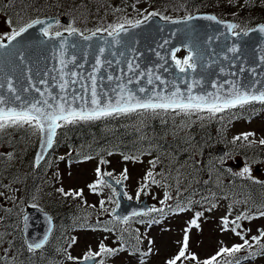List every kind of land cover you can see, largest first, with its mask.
I'll list each match as a JSON object with an SVG mask.
<instances>
[{
    "label": "snow or ice",
    "instance_id": "6c2138e0",
    "mask_svg": "<svg viewBox=\"0 0 264 264\" xmlns=\"http://www.w3.org/2000/svg\"><path fill=\"white\" fill-rule=\"evenodd\" d=\"M235 2L236 0H229V3L234 4ZM245 3L247 6H252L251 0H245ZM152 17H159L161 20L173 24L186 23L197 18L188 14L182 19L173 20L158 11H151L143 15V19H136L135 21L122 17L116 23L108 24L107 27H97L89 35H86L84 31L72 24L60 30L61 26L58 20L55 21L57 27L54 29L52 23L44 19L35 18L14 28L10 33L0 36V130L27 127L31 129L33 134L38 133L40 135V152L35 158V164L38 167L45 158L47 150L53 147L57 130L66 125L146 113L159 115L171 112L188 117L197 115L203 119L204 114L209 117L224 113L234 115L233 110L235 109H243L257 102L264 105V79H261V77H264V72L258 73L256 67L245 68L243 66L244 62L240 58L242 49L239 43L233 42L229 44L231 37L239 40L242 35L248 36L251 32L264 34V24H260L255 28H246L238 23L218 21V23L225 25L227 33L221 32L218 36L207 38L206 43L209 45L213 40L221 41L222 47H220L219 51L211 49L210 55L214 59L209 58V49L201 48L199 45L189 46L187 56L183 59H178L176 52L173 51L171 59L175 61L173 67L178 70V73L175 78L168 80L159 74H155L152 68L141 70L140 65L136 63V58L139 54L136 53L135 47L125 42L123 38L127 36L130 29L141 27L145 21ZM203 18L217 21L215 15H207ZM39 25H44V27L40 28V32L50 42L53 59L58 60L59 68L54 66L51 70L46 69L37 82H32V69L27 67L28 75L26 79L28 85L27 87L18 86V83L14 82L11 76L4 73L3 65L5 62L12 63L14 58L18 59L20 64L27 65L24 55L26 46H22L18 38ZM104 33H106V36L103 35ZM70 37H75V39L70 40ZM5 39L8 43L4 42ZM94 40L96 41L95 44L91 43ZM168 43V40H164L159 47L164 48ZM90 49H94L95 52L92 71L85 74L75 70L84 68L83 63H77V57L82 55L84 61L87 62ZM114 49L123 50L117 51ZM69 50H71V54ZM176 51H179V49ZM106 52L108 55H105ZM156 55L160 61L164 62L159 67H164V64L167 63L166 57L159 52ZM117 56L120 58L112 59ZM129 56L131 58H128ZM121 60H123L126 68L121 66ZM221 60L227 63L222 64ZM258 62L264 64V54L259 56ZM113 63L117 66L116 70L121 73L120 75H114L112 72L107 71L108 68L113 66ZM69 65L73 67L69 68ZM213 65H217L218 72L225 77L231 76L236 77V79H225L222 82L212 81L210 83L212 90H207L203 86L205 81L204 74ZM237 65L241 66L237 71H232V68ZM198 66L200 68L199 73H197ZM16 67H19V65ZM165 71H168V69H165ZM50 72L56 73V75L51 76L53 85L59 90L55 95L49 85L48 77ZM245 72L250 74L249 79L241 82L239 76ZM196 76H199V79ZM177 80L185 84L186 88L181 89L179 84L176 83ZM105 81H107V84ZM141 81L145 82L143 86H141ZM133 84L136 87H129V85ZM38 85H44L45 87L42 90ZM32 92L38 93L39 96L32 95ZM220 118L223 119V116L220 115ZM252 135L254 134L243 133L234 137L233 142L248 141ZM259 143L264 145V140L259 141ZM90 158L88 157V159ZM131 158L128 156L124 157L126 160ZM223 159L221 158V163ZM106 163H108L106 160L102 159L100 161V164ZM150 163L155 167L157 161L154 160ZM126 172L127 170L125 169V178ZM96 174L98 179L95 183L89 185L93 192H96L101 186L110 187L104 177L105 175L111 177L112 173H103L98 166ZM160 175H163V173H160ZM234 175L252 179L251 165L246 163ZM146 176L153 184L161 183L155 179L153 171H148ZM115 183L119 185L121 181L116 180ZM146 188L147 184L143 185L140 191H144ZM59 191L65 196H83L82 190L65 192L61 188ZM112 192L114 196H120V193L115 188L112 189ZM0 195L3 194L0 193ZM171 198L170 194L165 192L164 199L160 203L164 204ZM128 199H131V197H128ZM190 203L189 201V205ZM104 205L105 201H100V207L107 211ZM117 207H119L118 204ZM176 210L184 212L188 210V207L178 202ZM151 211L162 212L163 209L152 208ZM147 214L143 213V215ZM137 215H141V213L135 211L132 213V216ZM202 215V212L195 214V217L190 221V226L184 230L177 253L168 259L166 264H183V261H190L191 264H241L243 259L264 255V243H261V241H264V228L257 229L258 235L249 236L248 233L251 232V229L244 228L241 223V221H251L264 217V204H261L256 212H252L249 209L235 216L232 220L225 216L222 219L221 230L230 231L239 237L242 243L233 244L231 247L221 245L214 254L203 260L190 251L188 235L192 227L199 228L198 220ZM116 219L124 224L128 223V217L116 216ZM27 220L28 217L25 216L24 221L27 222ZM156 222L158 221H153V223ZM103 230L106 232L112 231L111 228L107 227ZM2 239L3 237L0 236V240ZM121 239H123V236H121ZM135 239L139 243V236H136ZM47 240L48 237L45 235L39 242H28L27 251L35 252L37 249L43 248ZM72 242L75 243V240L73 239ZM151 243L149 241V244ZM254 248L256 249L255 251L253 250ZM125 250L124 246L113 248L101 241L97 250L89 249L80 259L84 262L105 264L106 258L115 256ZM133 251L136 252L139 249L134 247ZM241 251H245L247 255L244 257L238 256ZM150 253L151 248L142 255L147 256ZM7 259L6 255L0 256V262ZM11 259L13 264H15V257L13 256ZM67 259L73 261L78 258L69 254ZM141 264H143V261H141Z\"/></svg>",
    "mask_w": 264,
    "mask_h": 264
},
{
    "label": "rangeland",
    "instance_id": "374dc122",
    "mask_svg": "<svg viewBox=\"0 0 264 264\" xmlns=\"http://www.w3.org/2000/svg\"><path fill=\"white\" fill-rule=\"evenodd\" d=\"M70 3H75V0H70ZM114 4H110V11H103L98 8L96 11L95 5L87 6V10H92L95 15V19H102L103 17L109 16L111 13L115 15L130 14L133 15L135 12L142 10L147 3L137 0H114ZM218 8L231 11L234 8L228 9L230 5L225 0H222L217 4ZM133 11V12H129ZM135 11V12H134ZM8 10L5 8L3 0H0V36L10 33L14 28L12 18L18 22L14 17L10 18L7 16ZM222 17V16H221ZM220 19H224L221 18ZM143 19V17H141ZM11 21V23H9ZM60 23V30L63 27H67L70 24ZM56 24L53 25L55 29ZM187 56L185 50H180L176 57L183 59ZM224 118L222 130L214 133L221 140H217V144L214 145V150H217L218 146H224L223 149L219 150V154L224 156L211 157L207 159L206 172L212 176V180L219 181V171L222 172V165L232 163L236 165L237 162L242 163L244 166L246 163L251 165V177L247 179L248 182H264V164L262 157L251 156V149L255 147L257 153L260 150H264V145L260 144L259 141L264 140V110L259 113L249 115L248 117L229 118L228 114H220ZM220 115L215 119L204 114V118L201 119L197 115L191 117L184 115H176L169 112L164 118L160 117V122L156 123L157 127L170 133V140L174 143L185 142L190 145L189 148L185 147L187 151L191 152V155L184 162L179 157H175L169 150L171 149H159L152 142V139H146V148L153 152L150 156H146L144 153L136 158L124 159L125 154L112 150L111 152H102V149L96 151L95 154H88L85 158L77 161H70L68 153L64 147V137L60 136V141L57 142L55 149L51 152V156L46 160V163L42 164V170L44 175H47L48 185L44 188L40 194L34 196H41L45 199L48 195L53 194L55 198L60 197L66 199L68 205H72L70 212L72 214L67 217L77 216V218H84L82 221V227H74L73 230L66 234V237H70V245L64 256L66 259L64 264H76V261L89 249L97 250L99 243L102 241L109 247L119 248L121 247V240L118 237V227L115 222L117 220L111 215L112 210L115 208L116 201L112 192L113 187L101 186L96 192H93L89 185L95 183L98 179L96 169L99 166L103 173H112V177L115 179L124 180V188L126 191V197L131 199L141 200L143 197H147L152 208L163 209L169 205V202L176 200L178 203L180 200L183 201L182 197L189 190L190 184L193 181H198V173L201 170L202 165V149L195 145V133L192 131L196 127L202 129L206 126H211V122H219L221 120ZM226 116V117H225ZM154 117H152L153 119ZM138 120H136L137 122ZM136 126V125H135ZM243 133H253L254 135L249 137L248 141H236L233 142V138ZM143 132L136 129V139L139 141L143 139ZM0 136L6 141L0 145V151L7 153V156L14 161L15 168L23 166L22 171L26 174L27 166L34 160L31 157V153L36 150L37 144L40 140V135L33 134L31 129L25 128H7L0 130ZM207 145V144H206ZM205 146V145H204ZM262 148V149H261ZM111 153V154H109ZM188 154V153H187ZM88 157H91L88 159ZM131 157V156H128ZM161 157L165 158L164 169L160 171L158 165L155 167L150 163L151 161H157ZM221 158L223 162L221 163ZM106 160L108 163L100 164L101 160ZM29 160V161H28ZM181 161V162H180ZM13 163V162H12ZM179 163V165H177ZM173 166V167H172ZM260 170H256V167ZM126 172V178L124 170ZM148 171H153L155 179L160 181V184H153L147 178L146 174ZM233 171V169H232ZM238 172L233 171V174ZM163 173V175H160ZM238 177V176H237ZM245 179L246 178H242ZM4 184L0 187V231L3 226L6 225V221H11L10 218L17 212H20L21 205H26L25 202L29 198V192L23 193V188L20 187L19 183L10 181L9 179L3 180ZM165 183V184H164ZM169 183V184H168ZM147 184V188L144 191H140L143 185ZM168 184V185H167ZM242 186L243 183L238 181L236 189ZM63 188L65 192L71 191H83L82 197L65 196L59 191ZM168 192L172 197L166 203L161 204L160 201L164 199V193ZM237 194V192H236ZM235 195V194H233ZM15 199H11V198ZM233 198H237L234 196ZM54 199V198H53ZM192 198H189L191 200ZM105 201V211L100 207V201ZM219 201V200H218ZM215 200L211 203V210H206L203 215L199 218V228L192 227L189 235V247L192 253H195L201 260L214 254L218 247L221 245L231 247L233 244L242 243L239 237L235 236L230 231H222V219L227 216L229 220L235 218V216L246 212L247 207L243 201L234 200L233 203H229L223 199L218 203ZM189 203V201H188ZM218 203V204H217ZM214 205V206H213ZM38 206V205H35ZM40 206V205H39ZM260 207V206H259ZM11 209V211H9ZM90 210L91 214L87 216L86 212ZM162 211V212H163ZM257 211V210H256ZM255 211V212H256ZM152 213L149 211L147 215L138 217V219H128V223H122L120 226L125 230L139 231V234L143 241V247L139 254H131L128 251L119 252L117 255L108 257L105 259V264H166V261L172 258L178 251L180 241L184 235V230L190 226V221L195 217L191 209L184 212L175 211L172 213L165 214L159 218H152ZM161 213V212H159ZM231 213V215H229ZM150 215V216H149ZM92 217V219H91ZM97 218L103 219L111 228V232H106L103 229H96L91 227V223H95ZM91 219V220H90ZM93 220V221H92ZM118 221V220H117ZM143 221V222H142ZM153 221H158L153 223ZM244 228H250L251 235H258L257 229L264 228V217H259L251 221H241ZM231 227V225H230ZM68 232V231H67ZM11 239L9 235H4L3 239L0 240V253L1 256L6 254L8 259L1 262L0 264H13L12 257L15 259L16 253H14L15 247L6 248L8 241ZM73 239L75 243H73ZM149 241L152 243L149 244ZM264 243V241H261ZM58 244L49 246L48 250H55ZM151 248V253L147 256H143L144 252H147ZM72 255L77 260L70 261L67 259L68 255ZM183 264H191L190 261H183ZM241 264H264V255H258L255 258L243 259Z\"/></svg>",
    "mask_w": 264,
    "mask_h": 264
},
{
    "label": "trees",
    "instance_id": "16d2710c",
    "mask_svg": "<svg viewBox=\"0 0 264 264\" xmlns=\"http://www.w3.org/2000/svg\"><path fill=\"white\" fill-rule=\"evenodd\" d=\"M137 1L146 2L147 5L137 13L134 11L135 13L133 15H123L124 13L115 15L111 13L109 16H102L100 20L95 19L92 10H87V6L95 5L96 11L98 8H101L103 11H110V4H114V0H75V3H70V0H3V3L8 10L7 16L10 18L14 17L18 21L16 22L12 18L16 27L29 22L31 19L45 16L67 17L70 19L68 24H72L81 29L85 34L91 33V31H94L97 27H107L108 24L116 23L122 17H127L133 21L142 19L141 17H143V15L151 11H158L162 15L171 18L185 17L188 14L197 12H212L219 17L222 16L221 18L232 19L246 28H250L257 23H264V0H251L252 6H247L245 0H236L234 4L229 3V0H225L228 2V5H230L228 9L234 8L231 11H225L217 7V4L222 0ZM259 106L260 104L253 103L243 109L233 110L235 113L234 115L229 113L226 114H228L227 117L229 118L248 117L251 113L256 112ZM165 116L166 114L164 113L159 115L146 113L143 115L135 114L66 125L58 130L52 151L55 149L57 142L61 140L59 137L63 136L65 142L64 147L69 151L68 158L70 161L81 160L88 154H95L98 148L102 149V152L117 150L122 154L136 158V155L140 157L141 154L143 155L144 153L146 156H150V154L153 153L146 148L145 140L149 138L152 139V142L156 144L159 149H171L169 152L175 155L176 158L179 157V159L185 162L191 155V152L187 151L185 147L189 148L190 145L185 142L178 144L174 143V141L169 138L170 133H166V131L156 126V123L160 122V117L164 118ZM152 117L154 118L152 119ZM216 117L217 116L213 119ZM136 120L138 121L136 122ZM223 125L224 122L221 119L219 122H211V126H206L197 130L196 127H194L195 129L192 130L195 133L196 147L203 151L200 154H202V160L204 161L198 173L199 180L193 181L190 184L189 190L182 197L183 201L185 200L186 202L180 200L179 203L191 209L194 216L197 212L203 213L208 210L214 200L216 202L219 200L218 203L223 199L227 200L229 203H233L234 200L243 201L247 210L251 209L252 212H255L261 204H264V182H248L247 179L245 180L241 179L239 176L237 177V175H234L232 171H229V169L224 166L220 167L222 168L223 174L219 171V181L215 180L214 182L212 176L207 174L205 166L207 159L216 157L214 145L217 144V140H221V138H218L214 133L222 130L221 128ZM136 129L143 132V139L139 141L136 139ZM5 141L6 139H2L0 136L1 147ZM51 152L38 167L32 159L31 163L26 167L27 171L25 174L22 171V165L19 168H15L14 161L7 156V153L0 151V187L4 184V181L1 179H9L10 181L19 183L20 187L23 188V193L29 192V198L25 202V206L40 205L39 207L51 214L55 223V228L44 247L39 251L28 252L21 231L23 206L21 205L20 212H17L14 216L10 215L11 221H6V225L3 226L0 231V236L3 237L6 234L11 237L6 248L15 247L14 253H16L17 257V259H15V264H64L63 262L66 259L64 252L67 251L71 240L69 236L66 237L65 235L73 230L74 227L83 226L82 221L84 218H77V216L67 217L72 214L70 212L72 205H68L69 203L66 199H61L60 197L55 198L54 194V199L51 195H48L45 199H42L41 196L40 198L39 196H34L37 193L40 194L49 183L47 175L43 173L42 164L44 165L46 163V160L51 156ZM248 154L251 156H256V154H258V156L264 157V150L262 149L257 153L254 147L251 149V153L249 151ZM30 155L34 157V151ZM164 162L165 158L161 157L159 163H156L160 171L165 167L163 165ZM177 165H179V163H177ZM238 181L242 182L243 185H240V187L236 189L235 187ZM234 196L237 198H233ZM189 198L192 199L189 200ZM175 201H177V199L170 201L169 205L166 206L165 210L161 213L157 212L151 214L150 212L151 217L159 218L165 214L177 211V203ZM188 201L191 202L190 205ZM86 214L89 216L91 211L88 210ZM134 219H138V217ZM115 222L118 227V237L122 242L121 246H124L126 251L131 254H139L143 247V241L139 231L122 229L120 226L122 223L117 220H115ZM93 226L96 229H100L108 228L109 225L103 219L97 218L95 223H91V227ZM121 236H123V239H121ZM136 236L140 238L139 243H137L135 239ZM54 244H58V247L55 250H48L49 246H53ZM134 247L138 248L139 251L134 252ZM253 250L255 251L256 249L254 248ZM246 255L247 253L245 251H241V253L238 254L240 257Z\"/></svg>",
    "mask_w": 264,
    "mask_h": 264
},
{
    "label": "water",
    "instance_id": "95a60500",
    "mask_svg": "<svg viewBox=\"0 0 264 264\" xmlns=\"http://www.w3.org/2000/svg\"><path fill=\"white\" fill-rule=\"evenodd\" d=\"M192 15L197 18L181 24H173L168 21L161 20L159 17H152L148 21H145L141 25V27L130 29L127 36H124L123 38L125 42L133 45L135 47L136 53L139 54L136 58V63L140 65L141 70L152 68L155 74H159L165 79L172 80L177 75L178 70L173 67L175 61L171 59V53L173 51L177 53V49H179V51L183 49L188 53V47L195 45H199L201 48L209 49V58L214 59V57L210 55L211 49H216L217 51H219L220 47H222V44L219 40H213L209 45L206 43L207 38L218 36L221 32L227 33L225 25L218 23V21L233 23L235 22L229 19H219L215 14L208 12H199ZM207 15H215L217 17V21L204 19L203 17ZM40 19H44L52 24H54L55 21L58 20V18L55 16L43 17ZM62 21L68 23L69 19L66 17H62ZM260 24L262 23H258L250 28H255ZM41 27H44V25L36 26L35 28L30 29L29 32L25 33L22 37L18 38V40L21 41L22 46H26L24 55L26 57L27 65L20 64V61L15 58L13 59L12 63L5 62L3 65L4 73L8 76H11L13 81L18 83V86L27 87L28 85V81L26 79V76L28 75L27 67H31L32 69V82H37L46 69L51 70L54 66L56 68H59L58 60L53 59L50 42L40 32ZM65 35H67V33H65ZM103 35L106 36V33H104ZM69 39L72 40L75 39V37H70ZM164 40H168L169 43L165 45L164 48H160L159 45L162 44ZM4 42L8 43L6 39ZM95 42L96 41L94 40L91 43L95 44ZM233 42L239 43L242 49L240 58L244 62L243 66L245 68L256 67L258 73L264 72V64H260L258 62L259 56L261 54H264V51H262L264 50V34L251 32L248 36L242 35L239 40H237L235 37H231L229 40V44ZM114 50L121 51L123 49ZM69 52L71 54V50H69ZM157 52H159L161 55H164L167 59V63L164 64V67L162 68L159 67V65L163 64L164 62L159 60V57L156 55ZM105 55H108V53L106 52ZM126 55L128 54L126 53ZM119 58L120 57L117 56L112 59L115 60ZM128 58L131 57L129 56ZM94 59V49H90L89 55L87 57V62L84 61L82 55L77 57V63H83L84 68L75 70L83 72L85 74L91 72ZM221 63L223 64L227 62L221 60ZM17 65H19V67H16ZM121 66L126 68L123 60H121ZM240 66L241 65H237L236 67L232 68V71H237ZM72 67V65H69V68ZM116 69L117 66L115 65V63H113V66L111 68H108L107 71L112 72L114 75H120L121 73ZM165 69H168V71H165ZM199 72L200 68L198 66L197 73ZM52 75H56V73L50 72L48 79L49 85L51 86V91L55 95L59 90L53 85V81L51 80ZM204 75L205 81L203 86L209 91L212 90L210 87V83L212 81L222 82L225 79H236V77H225L223 74L219 73L217 65H213L211 68L207 69ZM249 75L250 74L248 72L240 74V81H247L249 79ZM196 78L199 79V76H196ZM261 79H264V77H261ZM105 83L107 84V81H105ZM144 83V81H141V86H143ZM176 83L179 84L181 89L186 88V85L181 83L179 80H177ZM38 86L42 90L45 87L44 85ZM129 87H136V85H129ZM225 87H227V85H225ZM197 91H199V89H197ZM31 94L37 97L39 96V94L35 92H32ZM39 145L40 140L35 151L34 161L36 155L40 152ZM51 149L47 150V152L45 153V157ZM220 149L223 148H218L217 154L219 156H221V154H219ZM104 179L107 180L113 187H115L116 191L120 193V196H115L116 207L113 210L114 215L120 217H134L132 216V213L134 211L139 212L142 215L144 212H147L151 209V205L148 202L147 197H144L141 200L128 199L125 197V190L123 188L122 179H119L121 181V184L119 185L115 183L116 180L112 177L106 175ZM117 204L119 205V207H117ZM25 216L28 217L27 222L24 221ZM49 218L51 219L49 220ZM53 226L54 219L46 210L38 206H27L25 208L23 214L22 235L24 237L26 245L28 242H39L44 238L45 235H47V237L49 238ZM78 264H94V262H84L82 259H80L78 261Z\"/></svg>",
    "mask_w": 264,
    "mask_h": 264
},
{
    "label": "flooded vegetation",
    "instance_id": "af4514ba",
    "mask_svg": "<svg viewBox=\"0 0 264 264\" xmlns=\"http://www.w3.org/2000/svg\"><path fill=\"white\" fill-rule=\"evenodd\" d=\"M237 165H238V166H240V167H242V164H241L240 162H237ZM256 170H258V171H259V170H260V168L257 166V167H256ZM233 171H237V170H236V169H233Z\"/></svg>",
    "mask_w": 264,
    "mask_h": 264
},
{
    "label": "bare ground",
    "instance_id": "6f19581e",
    "mask_svg": "<svg viewBox=\"0 0 264 264\" xmlns=\"http://www.w3.org/2000/svg\"><path fill=\"white\" fill-rule=\"evenodd\" d=\"M54 228H55V223H54V226H53V229H52V231H51L50 235L52 234V232H53Z\"/></svg>",
    "mask_w": 264,
    "mask_h": 264
}]
</instances>
